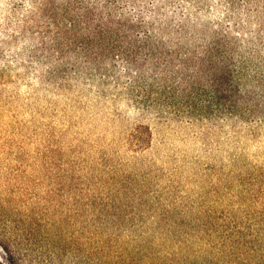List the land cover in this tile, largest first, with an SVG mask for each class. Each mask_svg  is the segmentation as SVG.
I'll list each match as a JSON object with an SVG mask.
<instances>
[{"label": "rangeland", "instance_id": "rangeland-1", "mask_svg": "<svg viewBox=\"0 0 264 264\" xmlns=\"http://www.w3.org/2000/svg\"><path fill=\"white\" fill-rule=\"evenodd\" d=\"M0 264H264V0H0Z\"/></svg>", "mask_w": 264, "mask_h": 264}]
</instances>
